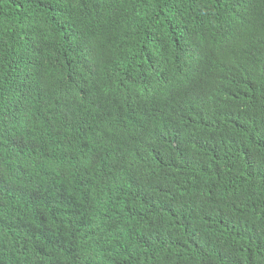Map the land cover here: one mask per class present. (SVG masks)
Wrapping results in <instances>:
<instances>
[{"label": "trees", "instance_id": "trees-1", "mask_svg": "<svg viewBox=\"0 0 264 264\" xmlns=\"http://www.w3.org/2000/svg\"><path fill=\"white\" fill-rule=\"evenodd\" d=\"M0 264H264V0H0Z\"/></svg>", "mask_w": 264, "mask_h": 264}, {"label": "clouds", "instance_id": "clouds-1", "mask_svg": "<svg viewBox=\"0 0 264 264\" xmlns=\"http://www.w3.org/2000/svg\"><path fill=\"white\" fill-rule=\"evenodd\" d=\"M133 84H134L133 81H131L130 79H125L124 83H122V86H129ZM111 103L113 107L109 104L108 114L111 117L114 126L117 127L120 130L121 135H123L125 131L123 115L127 111V107H125L124 104L120 103L117 100L115 101L112 99ZM148 124L151 128H154V124L152 120H150Z\"/></svg>", "mask_w": 264, "mask_h": 264}, {"label": "bare ground", "instance_id": "bare-ground-1", "mask_svg": "<svg viewBox=\"0 0 264 264\" xmlns=\"http://www.w3.org/2000/svg\"><path fill=\"white\" fill-rule=\"evenodd\" d=\"M141 184V183H140ZM137 188V187H136ZM147 191V190H146ZM141 195V194H140Z\"/></svg>", "mask_w": 264, "mask_h": 264}]
</instances>
